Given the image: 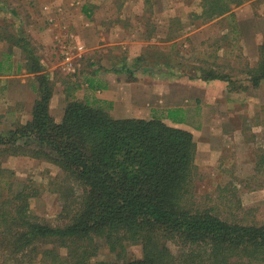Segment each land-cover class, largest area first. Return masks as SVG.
I'll return each mask as SVG.
<instances>
[{"label":"rangeland","instance_id":"1","mask_svg":"<svg viewBox=\"0 0 264 264\" xmlns=\"http://www.w3.org/2000/svg\"><path fill=\"white\" fill-rule=\"evenodd\" d=\"M203 3L0 0V129L31 119L40 97L38 73L25 65L23 36L48 74L57 120L70 100L100 99L116 117H162L186 128L198 146L191 181L195 200L229 220H263L264 172L258 166L264 153V84L255 86L249 69L262 57L264 0L233 4L231 11L209 20L198 16ZM211 73L228 80L213 84L207 78ZM173 107L185 110L184 122L167 116L181 114ZM2 166L7 170L0 202L19 191L33 193L30 212L38 220L67 221L62 191L74 183L60 166L12 154L2 157ZM142 254L140 244H128V258ZM114 257L103 243L98 258ZM0 264L49 263L32 252L14 256L0 243Z\"/></svg>","mask_w":264,"mask_h":264},{"label":"trees","instance_id":"2","mask_svg":"<svg viewBox=\"0 0 264 264\" xmlns=\"http://www.w3.org/2000/svg\"><path fill=\"white\" fill-rule=\"evenodd\" d=\"M244 1L203 0L198 16L213 19ZM28 52V70H44L40 56L29 46ZM261 55L249 69L255 86L264 80V41ZM38 77L31 119L0 129V192L4 155L47 159L74 183L62 191L67 221L38 220L30 212L33 193L16 192L0 202L2 247L14 256L40 254L49 264H264V219L229 220L193 197L198 146L192 131L162 117H116L100 99L70 100L59 121L51 113L48 74ZM173 108L181 114L167 116L184 122L185 110ZM258 168L264 172V153ZM101 241L116 257L98 258ZM128 244H140L142 256L128 258Z\"/></svg>","mask_w":264,"mask_h":264},{"label":"crops","instance_id":"3","mask_svg":"<svg viewBox=\"0 0 264 264\" xmlns=\"http://www.w3.org/2000/svg\"><path fill=\"white\" fill-rule=\"evenodd\" d=\"M233 6V5H232ZM29 35V34H28ZM24 36H26V35H24ZM21 39H22V41H24L23 42V46H24V49H26V51H27V53H29L28 52V46H27V40H26V37H21ZM26 40V41H25ZM29 43H31V41L29 40V38H28V44ZM30 47V46H29ZM29 55V54H28ZM33 55H34V53H33ZM28 62V61H27ZM26 62V63H27ZM0 64H2V61H0ZM20 64H22V63H20ZM18 65V70L17 71H20V70H22V68H21V66H23V64L22 65ZM26 65V64H25ZM20 66V67H19ZM25 67H23V69H24ZM26 69V68H25ZM28 69V68H27ZM29 71V70H28ZM43 72H45V70H42V71H40V72H31V74H35V73H38V74H40V73H43ZM2 78V77H1ZM209 82H211V83H213V84H216V85H223V82L221 81V80H219V78H214V79H210L209 80ZM261 85H263L264 84V80H262L261 81V83H260ZM226 86V85H225ZM38 87H39V85H38Z\"/></svg>","mask_w":264,"mask_h":264},{"label":"built area","instance_id":"4","mask_svg":"<svg viewBox=\"0 0 264 264\" xmlns=\"http://www.w3.org/2000/svg\"><path fill=\"white\" fill-rule=\"evenodd\" d=\"M79 48H80V49H83V48H84V45L81 44V45L79 46ZM66 59H67V60H70V59H71V56H70V55H67V56H66Z\"/></svg>","mask_w":264,"mask_h":264}]
</instances>
